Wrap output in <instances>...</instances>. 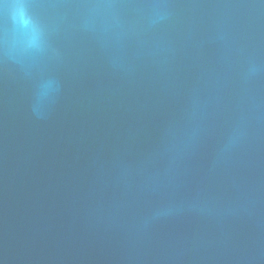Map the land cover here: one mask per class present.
Here are the masks:
<instances>
[{
	"label": "water",
	"instance_id": "95a60500",
	"mask_svg": "<svg viewBox=\"0 0 264 264\" xmlns=\"http://www.w3.org/2000/svg\"><path fill=\"white\" fill-rule=\"evenodd\" d=\"M0 264H264V0H0Z\"/></svg>",
	"mask_w": 264,
	"mask_h": 264
}]
</instances>
